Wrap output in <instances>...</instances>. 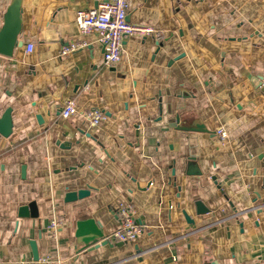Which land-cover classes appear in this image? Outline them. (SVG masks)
<instances>
[{
  "label": "crops",
  "instance_id": "obj_1",
  "mask_svg": "<svg viewBox=\"0 0 264 264\" xmlns=\"http://www.w3.org/2000/svg\"><path fill=\"white\" fill-rule=\"evenodd\" d=\"M103 1L0 0V32L13 7L22 22V46L0 54V119L11 109L13 121L0 137V264H264V93L252 84L264 81V0H131L128 21L157 35L126 38L116 67L77 25ZM69 99L80 114L66 120ZM95 109L107 119L92 128L81 115ZM32 202L39 217L20 219ZM123 205L144 229L136 242L76 237L90 221L109 237Z\"/></svg>",
  "mask_w": 264,
  "mask_h": 264
},
{
  "label": "built area",
  "instance_id": "obj_2",
  "mask_svg": "<svg viewBox=\"0 0 264 264\" xmlns=\"http://www.w3.org/2000/svg\"><path fill=\"white\" fill-rule=\"evenodd\" d=\"M131 8V0H107L100 3L96 8L77 15V25L82 36L94 35L103 47L104 64L107 67H116L124 59V41L128 37H147L157 35L151 27L135 25L128 21V11ZM81 41L71 43L62 48V56L74 53L82 46ZM35 45L28 44L27 52L32 53ZM79 108L74 99L67 100L61 110L63 119H72L79 115ZM83 120L92 128L100 126L106 121V114L99 110L85 111L81 115ZM217 135L220 142L225 144L228 135L225 130L219 129ZM119 228L106 239L113 242L134 243L144 232L142 225L136 219V213L132 206L123 205L117 211ZM62 220L54 219L49 227L52 233H56L62 226ZM142 253L136 255L141 258Z\"/></svg>",
  "mask_w": 264,
  "mask_h": 264
},
{
  "label": "water",
  "instance_id": "obj_3",
  "mask_svg": "<svg viewBox=\"0 0 264 264\" xmlns=\"http://www.w3.org/2000/svg\"><path fill=\"white\" fill-rule=\"evenodd\" d=\"M21 9L13 7L9 10L5 18V25L3 30L0 32V54L6 57H11L13 55L14 48L16 46L21 47L22 43L18 41V36L22 33V22H21ZM252 84L256 90H260L264 93V81L261 77H254L252 79ZM108 115V114H107ZM109 116V115H108ZM39 122L41 117L38 116ZM13 130V121H12V110L8 109L3 117L0 119V137L9 138ZM183 131L189 132H203L204 127L197 125L194 129L183 128ZM91 190H80L77 192H70L66 195L65 202H74L77 199H83L84 197L89 196ZM197 211L199 215L207 214L209 211L206 209L202 203H197ZM18 216L20 219H37L39 217L38 207L35 202H32L26 206H23L19 209ZM81 225L80 229L76 232L77 238H82L86 245L91 246L95 245L106 246L110 244V240L106 239L105 235L102 233L101 229L97 227L93 222H87ZM90 227V228H82ZM32 249L34 250L36 260H38L36 243L31 242Z\"/></svg>",
  "mask_w": 264,
  "mask_h": 264
}]
</instances>
